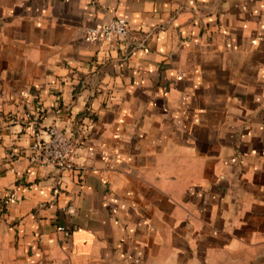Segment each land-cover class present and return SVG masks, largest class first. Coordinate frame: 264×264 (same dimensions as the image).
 I'll return each mask as SVG.
<instances>
[{"label": "crops", "instance_id": "0c3cea01", "mask_svg": "<svg viewBox=\"0 0 264 264\" xmlns=\"http://www.w3.org/2000/svg\"><path fill=\"white\" fill-rule=\"evenodd\" d=\"M0 264H264V0H0Z\"/></svg>", "mask_w": 264, "mask_h": 264}, {"label": "built area", "instance_id": "2783aa9c", "mask_svg": "<svg viewBox=\"0 0 264 264\" xmlns=\"http://www.w3.org/2000/svg\"><path fill=\"white\" fill-rule=\"evenodd\" d=\"M130 34L127 21L123 17H115L103 25L89 28L86 35L90 40L128 38ZM142 43H137L141 46ZM44 136L35 138L28 148L30 162L40 167H55L60 171L73 168L71 154L80 144L73 140L66 132L56 124H50L44 128ZM67 212L73 214V207L68 206ZM65 235L69 231L65 227H58Z\"/></svg>", "mask_w": 264, "mask_h": 264}]
</instances>
